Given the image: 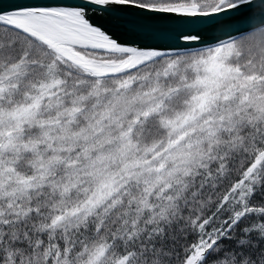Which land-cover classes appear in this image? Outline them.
Returning <instances> with one entry per match:
<instances>
[{"label":"snow or ice","instance_id":"obj_1","mask_svg":"<svg viewBox=\"0 0 264 264\" xmlns=\"http://www.w3.org/2000/svg\"><path fill=\"white\" fill-rule=\"evenodd\" d=\"M0 264H264V0H0Z\"/></svg>","mask_w":264,"mask_h":264},{"label":"water","instance_id":"obj_2","mask_svg":"<svg viewBox=\"0 0 264 264\" xmlns=\"http://www.w3.org/2000/svg\"><path fill=\"white\" fill-rule=\"evenodd\" d=\"M3 2L7 3V2H9V0H3Z\"/></svg>","mask_w":264,"mask_h":264}]
</instances>
